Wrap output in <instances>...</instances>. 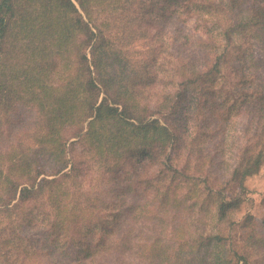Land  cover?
Returning a JSON list of instances; mask_svg holds the SVG:
<instances>
[{
	"label": "trees",
	"instance_id": "obj_1",
	"mask_svg": "<svg viewBox=\"0 0 264 264\" xmlns=\"http://www.w3.org/2000/svg\"><path fill=\"white\" fill-rule=\"evenodd\" d=\"M263 161L264 0H0V264H264Z\"/></svg>",
	"mask_w": 264,
	"mask_h": 264
},
{
	"label": "rangeland",
	"instance_id": "obj_2",
	"mask_svg": "<svg viewBox=\"0 0 264 264\" xmlns=\"http://www.w3.org/2000/svg\"><path fill=\"white\" fill-rule=\"evenodd\" d=\"M139 44L141 43L136 44L137 47H139ZM130 52L134 54V58H139V56L143 57V55L135 53L133 48H131ZM150 108L152 109V107ZM174 122L177 133L182 134L180 139L184 138L189 132V125L191 124L182 116L175 119ZM75 147V151L80 148L78 147V143H75ZM245 185L246 189L243 192H240L236 188H230L226 191L228 198L241 195L242 199L239 205L232 211L231 218L240 220L243 215L250 213L255 221L264 219V161L257 171H253L252 174L246 178Z\"/></svg>",
	"mask_w": 264,
	"mask_h": 264
}]
</instances>
